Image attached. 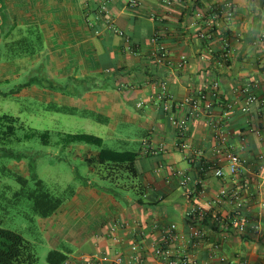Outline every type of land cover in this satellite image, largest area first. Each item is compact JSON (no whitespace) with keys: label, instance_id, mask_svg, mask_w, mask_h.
Returning a JSON list of instances; mask_svg holds the SVG:
<instances>
[{"label":"crops","instance_id":"crops-1","mask_svg":"<svg viewBox=\"0 0 264 264\" xmlns=\"http://www.w3.org/2000/svg\"><path fill=\"white\" fill-rule=\"evenodd\" d=\"M155 36L167 59L160 56ZM3 46L10 61L0 62V83L20 72L35 74L28 80L36 82L22 89L20 83L17 94L22 90L46 98L51 90L40 84L42 73L92 79L103 73L109 86L87 87L81 101L110 109V126L126 122L137 128L135 165L141 180L135 190L141 195L127 196L123 204L112 196L76 192L75 204L65 206L67 215L56 218L58 224L54 218L43 224L59 244L64 223L75 215L70 211L79 209L82 200L96 207L71 226L69 239L74 236L79 249L69 253L65 264H85L94 255L100 258L96 264H127L134 243L142 248V261L133 264H156L152 246L170 223L180 234L172 248L198 261L211 257L221 264H264V105L255 102L248 112L239 107L245 100L240 89L248 82L264 96V0H139L135 7L128 0H0V58ZM181 55L188 58L183 67L177 65ZM214 80L219 98L209 114L190 121L181 139L169 118L176 108L165 109L160 98L161 82H167L174 103ZM229 102L236 105L230 109ZM118 139L132 141L122 134ZM146 146L158 153H146ZM227 151L241 155L244 168L217 177L206 163L226 169ZM183 175L190 177L188 185H181ZM223 188L239 190L240 205L218 196ZM193 205L212 217L208 223L189 220L186 213ZM236 210L259 228L240 233L213 222ZM115 223L118 228L112 231ZM196 226L204 228L206 237L194 244L190 234Z\"/></svg>","mask_w":264,"mask_h":264},{"label":"rangeland","instance_id":"rangeland-1","mask_svg":"<svg viewBox=\"0 0 264 264\" xmlns=\"http://www.w3.org/2000/svg\"><path fill=\"white\" fill-rule=\"evenodd\" d=\"M20 44H15L13 47L18 48ZM3 58L1 61H10L7 58L10 54L3 46ZM18 54V53H16ZM45 72H49V68L46 67ZM33 71L20 72L18 76H15L9 82L0 83V115L7 113L14 116H19L20 122L16 123V134L23 135V133L29 129H37L39 131L50 130L51 141L50 144H44L41 139L33 138L30 140L6 141L5 146L13 149L15 152H21L26 157L23 160L18 161L12 157L0 158V191L3 188H7L8 193L11 194L14 190L19 188V183L9 175L4 174L5 168L15 170L21 174L28 175V161L32 160L35 165V173L50 186L59 187L61 190L68 185H74L76 187L78 196H83L84 192H89L93 196H112L120 203H125L126 197L138 198L141 194L135 187L139 186L141 177L133 176L128 172H120L115 174L110 179L101 178L97 173L90 169L89 163L84 157L89 154V151H95L98 148L95 145L84 143H73L68 147H65L61 143V136L66 132H87L103 137L105 145L117 149H138L139 143L134 140L139 138L136 134L137 128L126 122H114L111 126L107 122H101L96 115H85L83 112L94 111L96 113H102L108 115L110 109H103L90 104V102L81 101L80 93H83L87 87L98 89L102 87H108V84H104L105 74L97 73L96 78L92 79L90 76L80 75L79 77H54L47 75L46 77L40 75V84L46 86L47 84H53L55 89L51 90L46 98L32 97L25 94L22 90L20 94L15 92L18 90V85L22 82H26L29 77L33 75ZM35 75V74H34ZM73 100H72V99ZM49 102H55L61 105L76 106V113H68L64 111L51 110L47 108ZM22 125V128L19 127ZM2 123L0 122V129ZM112 128L113 133L109 132ZM126 138L132 139V141L122 144L118 139L120 135ZM78 146V147H77ZM77 147V151L73 149ZM73 149V150H72ZM109 170H107L108 172ZM107 174V173H105ZM82 186L81 190L79 189ZM74 196L67 199L62 209L47 218H37L36 223L38 230H33L30 227V222L27 217L21 212L13 210L6 214L2 218L0 211V227L10 228L20 231L25 237L29 239L36 238L37 253L39 256V264H49L47 261V255L52 248H59L62 245L69 247L72 251H77L79 247L73 242L74 236L69 239L71 226L78 217L86 216V213L90 214L96 208L92 203L84 204L85 201L79 204V209L70 211L72 218L69 216L65 224V233L62 236V241L59 244H55V232H46L43 224L53 218L58 224V219L61 216L67 215L65 206H72ZM81 200V199H80ZM85 205L87 206L85 209ZM97 206V204H96ZM79 210L83 213L79 214ZM86 211V212H85ZM65 213V214H64ZM89 217V215H88ZM58 218V219H56ZM94 218V217H92ZM42 219L43 223L39 221ZM63 224V225H64ZM77 232H73L75 234ZM57 234V233H56ZM59 238V237H58ZM60 239V238H59Z\"/></svg>","mask_w":264,"mask_h":264},{"label":"trees","instance_id":"trees-1","mask_svg":"<svg viewBox=\"0 0 264 264\" xmlns=\"http://www.w3.org/2000/svg\"><path fill=\"white\" fill-rule=\"evenodd\" d=\"M213 28V26L210 27L209 31H212ZM35 82L36 80L23 82L20 84L19 89ZM46 88L57 90L53 84H50V86L47 84ZM47 108L68 113H76L77 111L76 106L61 105L55 102H49ZM83 114L96 115L101 122H107L109 119L108 116L94 111H86L83 112ZM0 122L3 127L0 129L1 159L12 157L21 161L26 157L21 152H15L13 149L7 148L5 146L6 141L15 140L21 142L23 140L38 138L41 139L44 144H50L51 133L48 129L39 131L29 128L23 135L18 136L16 134L18 128L16 123L20 122L19 116L4 113L0 115ZM19 127L22 128V125ZM60 141L65 147L73 143L95 145L98 149L89 151V154H87L84 159L89 163L90 169L101 178L110 179L113 175L119 174L120 172H128L133 176H138L135 165L138 155L137 149H117L108 147L105 145L103 137L87 132H66L61 136ZM77 147L73 148L76 150H72L77 151ZM3 168L4 174L12 176L19 183V188L14 190L11 194L8 193L7 188H3L0 191V211L2 218L13 210L21 211L27 217L30 222V227L33 230H38V225L36 223L38 217H50L60 209L67 199L73 197L77 192L74 185H68L62 190L58 186L55 188L54 186H50L37 176L35 173V165L32 160L28 161V175L5 168V166ZM107 170L109 171L107 172ZM139 201L143 202V199L140 198ZM211 218V216L205 215L202 223H208V220ZM213 219V222H216V219ZM1 221L2 219H0V222ZM37 243L38 240L36 238L29 239L20 231L0 227V264H39ZM71 251L72 250L65 245L59 248H52L47 255V261L49 264H65Z\"/></svg>","mask_w":264,"mask_h":264},{"label":"built area","instance_id":"built-area-1","mask_svg":"<svg viewBox=\"0 0 264 264\" xmlns=\"http://www.w3.org/2000/svg\"><path fill=\"white\" fill-rule=\"evenodd\" d=\"M139 4V0H128V5L130 7H135ZM106 9V4H103L101 7V11ZM154 40L157 41V49L160 52V56L164 59L168 58V53L165 46L158 42V37L155 36ZM227 48V47H225ZM223 56H227V52L224 53ZM188 62V58L186 55H181L178 58V66L183 67ZM255 85L252 82H248L243 85L240 89L242 95L244 96V102L239 107L241 111L248 112L250 110L251 104L257 102L260 105H264V96L256 93L254 89ZM160 98L162 100L163 106L165 109L170 107H175L176 111L172 110L170 113V121L178 136L181 139H184L189 132L190 129V121L194 118L201 116V114H209L212 110L215 100L219 98L221 91L219 82L214 80L208 86L201 89L199 88L196 93L186 96L183 100L174 102L171 100V95L169 94L167 82L163 81L160 84ZM236 104L233 102H229L227 107L232 109ZM183 109V114H179V111ZM144 151L146 153L156 154L158 153L157 148L152 146L144 147ZM192 162H195V158H190ZM226 161L227 168L225 169L223 166H216L213 163H206L205 168L209 171H213L214 175L217 177H224L225 175H236L242 172L244 168V159L241 155L233 152H226ZM199 172L201 171V167L198 168ZM191 182L190 177L187 175H183L181 178V185H188ZM197 184V182L195 183ZM191 192V191H190ZM218 196H224L233 204L239 203V190L237 189H221ZM187 216L189 220L195 222H199L204 219L206 215L205 211L202 210L201 206L193 205L188 211ZM216 221L220 223L224 230H236L237 232L243 233L249 230H257L259 228V224L255 221L243 216L239 210H236L233 214L229 215L227 218L225 217H215ZM118 228V224L115 223L112 225L111 230L115 231ZM206 237V231L204 228L200 226H196L192 229L190 238L194 244L202 241ZM180 238V234L178 231V227L176 223H170L166 228L163 229V233L161 239L154 243L152 246L153 254L156 257V264H221L211 257L206 260L198 261L197 258L190 256L180 250H174L172 248V244L174 241ZM97 261H100V258L95 256H89L84 259L85 264H96ZM116 261L121 263L123 261V257H117ZM142 261V248L134 243L132 245V252L128 258L127 264L139 263Z\"/></svg>","mask_w":264,"mask_h":264}]
</instances>
